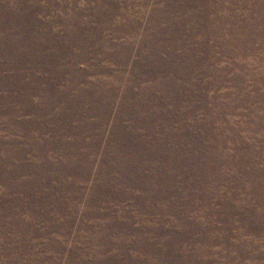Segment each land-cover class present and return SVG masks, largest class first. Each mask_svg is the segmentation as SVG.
Returning a JSON list of instances; mask_svg holds the SVG:
<instances>
[{
    "label": "rangeland",
    "instance_id": "rangeland-1",
    "mask_svg": "<svg viewBox=\"0 0 264 264\" xmlns=\"http://www.w3.org/2000/svg\"><path fill=\"white\" fill-rule=\"evenodd\" d=\"M0 264H264V0H0Z\"/></svg>",
    "mask_w": 264,
    "mask_h": 264
}]
</instances>
